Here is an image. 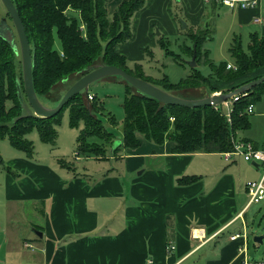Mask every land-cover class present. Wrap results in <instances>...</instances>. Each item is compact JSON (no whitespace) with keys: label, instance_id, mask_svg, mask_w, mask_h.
Listing matches in <instances>:
<instances>
[{"label":"crops","instance_id":"0c3cea01","mask_svg":"<svg viewBox=\"0 0 264 264\" xmlns=\"http://www.w3.org/2000/svg\"><path fill=\"white\" fill-rule=\"evenodd\" d=\"M123 1L109 0L108 13ZM184 1L187 10L202 14L205 2L223 6L231 27L264 36V0L248 9H231L215 0ZM145 3L132 25L135 32L141 20L146 33L152 34L155 19L167 12L171 0ZM200 16L187 15L193 25ZM257 17L263 19L262 25L255 23ZM173 30V24L164 21L161 34ZM119 45L117 51L126 56ZM124 98L125 91L119 101L122 107ZM137 136L142 140L137 149L108 153L107 160L123 165L121 177L101 172L102 177L95 178L94 169L95 174L84 179L75 167L66 169L9 150L5 166L0 165V264H242L245 238L233 226L247 205L240 209L242 195L247 196L245 186L237 184L230 169L208 177L204 175L211 173L208 168L194 164L197 157L215 153L177 155L172 153L173 141L157 145ZM252 165L261 179L263 167ZM191 170L194 174L188 175ZM191 176L196 179L178 181ZM20 216L30 219L34 237L30 233L22 239L17 234L14 224ZM235 234L242 236L232 239ZM26 242L32 246L26 247Z\"/></svg>","mask_w":264,"mask_h":264},{"label":"trees","instance_id":"16d2710c","mask_svg":"<svg viewBox=\"0 0 264 264\" xmlns=\"http://www.w3.org/2000/svg\"><path fill=\"white\" fill-rule=\"evenodd\" d=\"M12 1L25 26L34 56L33 84L39 99L73 78V82H76L84 75L86 68L98 63L120 67L131 75L185 99H200L211 95L214 89L208 88L212 87L211 82L215 79L232 82L258 68H264V36L257 32L250 34L247 50L243 48L240 37L235 36L230 44L229 54L236 70L227 69L228 63L215 64L208 52L202 53L207 33L198 32L191 35L194 46L185 49L191 57L196 51L197 65L207 64L211 75L205 77L195 71L178 83H171L166 76L160 80L152 79L137 65L133 70L129 69L126 57L117 51L120 43L132 37V18L146 0H124L110 15L107 12L109 0ZM7 16L9 17L8 13ZM56 39L61 44L60 49L55 46ZM263 76L264 74L229 85L227 92ZM119 78L125 85L124 119L122 143L112 151L114 156L123 149L140 147L142 140L137 134L157 145L173 141L172 153L177 155L232 152L237 133L251 126L250 115L244 113L245 109L264 96L263 82L234 102L228 118L214 106L189 108L165 105L155 98L143 95L122 77ZM19 79L22 83L20 55L0 37V138L8 136L10 144L16 150L31 158L34 147L26 138L28 133L36 128L42 142L55 146L62 112L69 108L70 125H84L77 139V156L82 154L99 160L108 159V150L117 137L114 132L106 129L102 117H106L111 126L118 125V122L111 112L105 110L102 100L96 95L89 100L88 95L80 92L55 116L20 118L21 104L17 92ZM192 90H200V95L188 93ZM8 102L12 103L11 106ZM171 118L174 120L171 121ZM95 138L99 141H93ZM0 165L5 166L1 156ZM195 179L191 176L178 181L184 184Z\"/></svg>","mask_w":264,"mask_h":264},{"label":"rangeland","instance_id":"374dc122","mask_svg":"<svg viewBox=\"0 0 264 264\" xmlns=\"http://www.w3.org/2000/svg\"><path fill=\"white\" fill-rule=\"evenodd\" d=\"M186 5H188V2H185L184 0L182 2L179 0H171V4L168 5L167 12L161 14V16H158L155 19L157 26H153L151 28L152 34L146 33L141 20L137 21L135 32L133 28L134 25H132V37L129 40L120 43V45H123L122 48L126 51L125 55L127 57H125L127 59V66L129 69L133 70L137 65L142 69L146 76L156 80H160L166 76L171 83H178L181 79L186 78L195 71L199 72L202 76L209 77L211 75V69L207 64L200 63L195 67H192L188 63L192 57L188 54L185 47L189 46L192 48L194 46V41L191 38L192 33H207L202 44V53L208 52L209 58L215 64H233V59L229 54V47L235 36H239L243 48L245 50L248 49L250 43L249 35L255 31L252 29L249 31H247V29L240 31L236 27H231V17L223 15L222 11H226L225 8H222L223 6L214 7L211 3L205 2L203 4L205 12L202 14V12L198 9L194 10L192 8V10H187ZM262 8L264 9V7ZM219 13L221 15H219ZM190 14L197 16L201 15L200 17H197L196 25H193V23H191L192 20L187 17V15ZM261 16L264 19V13H262ZM0 17L8 18V21L12 24V21L7 16V10L1 0ZM164 21H169L173 24L174 30L164 31V33L161 34L162 24ZM185 22L188 23L187 28L183 25L186 24ZM131 43L134 44L133 49L127 47ZM55 46L57 49L61 48V44L58 39H56ZM262 74H264L263 67L256 69L255 72L249 73L244 77L240 76V78L236 79V81L220 82V80L215 79L211 82L212 87L210 86L208 89H214L212 94H216L218 92L227 93V90L230 88L229 85H233L235 83L237 84L238 82H242L248 78H254ZM73 79L67 84L61 85L59 89H56L47 95L41 96L40 101L49 107L56 106L67 89L74 83ZM123 83L124 82L121 78L110 76L94 83L89 88L90 93L96 95L100 100L106 103L107 109L105 108V110L109 112L111 111L113 113L112 115L115 116L116 121L118 122V125L116 126H111L106 117H102V119L105 122L106 129L115 133L117 137L116 140H121L122 137L124 109L120 106L121 102L119 101H123L124 97L125 86ZM199 91L200 90H192L193 93H188L199 96ZM11 104V102H8L9 106H11ZM106 111L105 113H107ZM221 111L226 114L229 112V109L227 107H223ZM250 124L251 126L249 129L241 130L237 133L236 141H251V143H255L260 148L264 147V96L260 101L254 104V112L250 115ZM83 126V123H81L79 127H72L69 123V108L64 109L62 112L61 123L57 127L58 135L55 146L42 142L36 128H33L28 133L26 138L33 143L34 147L33 156L29 159L37 160L43 163H50L52 165L58 163L59 166L64 165V168L66 169H68V167L74 169L75 167L77 176L84 179H89L86 174H95L94 169L96 170L95 178L102 177L99 175L101 172L106 175L121 177L124 170L123 165L119 161L94 160L93 158H86L82 154L77 156V139ZM93 141L98 142L99 140L95 138ZM9 150L14 153L27 156L24 152L16 150L10 144L8 136L0 138V156L3 161H5L7 156H10L8 153ZM109 152L112 154V149L109 148L108 153ZM225 156L226 155L224 153H215L210 156L203 155L197 157L194 164L200 167L208 168L211 173H204V175L208 177L214 175L212 172L217 170H220L218 172V174H220L224 170L227 171L230 169L229 172L237 178V184L239 186H245L248 181L260 179L256 168L252 165V163L245 161L243 157L233 155L230 162H228ZM226 166L228 167L225 169ZM99 168L101 170L100 172ZM193 172L194 171L192 170L188 171V175L194 174ZM248 199V196L245 194L242 195L240 209L244 208ZM14 225L17 228V234H19L22 239L28 238L30 233L31 235L33 234V237L35 236L30 227V219L28 217L20 216L16 219ZM233 228L238 233L242 235L245 234L244 240L247 258L250 261L264 262V238L262 243L255 242L254 240L257 236L264 237V201L249 206V208L242 215L241 219L234 224Z\"/></svg>","mask_w":264,"mask_h":264},{"label":"water","instance_id":"95a60500","mask_svg":"<svg viewBox=\"0 0 264 264\" xmlns=\"http://www.w3.org/2000/svg\"><path fill=\"white\" fill-rule=\"evenodd\" d=\"M4 4L7 13L9 15L12 24L8 21V18L0 17V37L6 41L13 51L20 55L21 65H22V83L20 79L17 81V92L19 101L21 104V116L22 117H52L55 116L63 108L65 104L69 102L71 98L80 92L88 95L89 88L94 83L110 77H122L128 84L135 87L140 93L151 98H155L165 105H178L185 106L189 108H198L205 106H218L223 102L227 101L234 95H239L243 93H248L257 85L264 82V76L248 82L237 89L221 93L219 95L212 94L207 95L200 99H185L173 95L161 87L150 83L144 79L136 77L129 74L124 69L113 66L106 65L104 63H98L92 65L84 70V75L74 82L64 93L59 103L54 107H49L44 105L38 98L33 84V60L34 56L31 50L30 42L28 40V35L22 19L16 9L12 0H1ZM186 27V24H183ZM17 38V41H16ZM192 67L197 65L196 63V51L188 62ZM122 140H116L112 146V151H114L120 144ZM38 236L41 238L42 233L39 232ZM264 237L257 236L254 238L255 242L262 243Z\"/></svg>","mask_w":264,"mask_h":264},{"label":"built area","instance_id":"2783aa9c","mask_svg":"<svg viewBox=\"0 0 264 264\" xmlns=\"http://www.w3.org/2000/svg\"><path fill=\"white\" fill-rule=\"evenodd\" d=\"M205 1H210V0H205ZM222 5L228 6L231 9H248V8H255L259 4V0H215ZM255 23L258 25H262L263 19L261 17L255 18ZM227 69H234L236 70V66L228 63ZM223 92H218L216 93L217 95L221 94ZM247 93L239 94V95H234L232 96L229 100L223 102L221 105L214 106L218 110H222L223 107H227L229 109L228 113H222L225 114L226 117L230 118V114L233 109V104L234 102L238 101L239 98L242 96L246 95ZM88 99L91 100L93 99V94L88 93ZM254 112V104H250L244 111L245 114L251 115ZM171 120H174V118H171ZM226 156V159L231 158L233 155H239L243 157V159L247 162H250L252 164H258L263 167L264 170V147L258 148L256 147L253 143L251 142H239L236 141L234 143V149L232 152H226L224 153ZM245 190L248 196V203L245 206V208L242 210L241 215L244 214V212L251 206L252 204L255 203H260L264 201V171H263V176L259 180H251L248 181L245 184ZM242 235L240 234H235L232 236V239H237L241 237ZM245 237V234L243 235ZM26 247H31L32 244L29 242H26L24 244ZM175 249V245L171 244L169 246V251H173ZM240 251H244V257L242 259V264H264L262 261H250L247 258L246 255V248L245 246L241 247Z\"/></svg>","mask_w":264,"mask_h":264}]
</instances>
